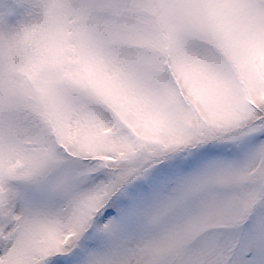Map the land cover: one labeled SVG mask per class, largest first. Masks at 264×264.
Instances as JSON below:
<instances>
[{
  "label": "snow or ice",
  "instance_id": "snow-or-ice-1",
  "mask_svg": "<svg viewBox=\"0 0 264 264\" xmlns=\"http://www.w3.org/2000/svg\"><path fill=\"white\" fill-rule=\"evenodd\" d=\"M0 264H264V0H0Z\"/></svg>",
  "mask_w": 264,
  "mask_h": 264
}]
</instances>
